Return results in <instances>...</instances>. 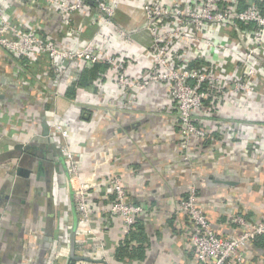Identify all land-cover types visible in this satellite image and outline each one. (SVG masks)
Wrapping results in <instances>:
<instances>
[{"label": "crops", "instance_id": "0c3cea01", "mask_svg": "<svg viewBox=\"0 0 264 264\" xmlns=\"http://www.w3.org/2000/svg\"><path fill=\"white\" fill-rule=\"evenodd\" d=\"M244 3L223 0V6L239 9ZM0 10L65 47L95 41L110 55L130 60L134 76L151 66L154 34L140 0H123L115 11L114 22L131 32L129 39L112 27L103 33L99 15L87 10L67 16L30 0H0ZM241 32L214 25L212 36L227 43ZM170 48L175 61L195 58L189 45L173 41ZM227 62L233 76L235 61ZM95 65L75 62L57 80L44 55L0 52V264H198L187 239L191 222L178 209L179 199L192 189L222 237L236 231L229 215L242 214L251 221L264 217V66L258 76L260 92L244 99V106L254 101L255 109L247 106L239 112L241 95L218 92L196 120L224 137L214 143L195 139L186 148L170 86L155 84L122 109L106 101L112 98L110 68ZM25 121L36 126L25 132ZM55 122L69 128L83 175L95 172L90 234L79 224L59 145L47 135ZM111 173L121 176L128 200L147 210L130 231L105 210L113 198L107 181ZM140 246L144 253L136 254ZM71 252L78 259L69 261ZM243 264H264V245L254 242Z\"/></svg>", "mask_w": 264, "mask_h": 264}, {"label": "built area", "instance_id": "2783aa9c", "mask_svg": "<svg viewBox=\"0 0 264 264\" xmlns=\"http://www.w3.org/2000/svg\"><path fill=\"white\" fill-rule=\"evenodd\" d=\"M30 1H43L67 16L81 10L90 11L96 16L99 15V25L103 33L112 27L127 39L131 36V32L121 29L114 22L115 11L123 0L112 3L106 0H92L95 12L87 3L88 0ZM258 1L263 0H245L244 8L239 9L237 6H223V0H140L147 17V26L154 34L153 46L148 53L151 66L140 76L132 75L130 60L110 55L95 41L65 47L43 38L37 31L24 25L18 17L19 21H13L6 11L1 10L0 52L29 58L44 55L48 57L52 73L57 80H61L70 65L75 62L81 65L104 63L113 74L112 98L107 97L106 101L108 105L118 104L122 109L129 108L139 98L138 94L155 84L170 86L171 98L178 113L180 134L185 142L184 147L190 148L195 139L214 143L224 137L223 133L213 132L196 120V116L205 112L208 98H214L218 92L222 95L237 94L243 98V101L237 104V108L241 110L239 112H246L247 106L252 109L256 107L254 101L247 102L244 106V99L257 93L260 84L258 76L263 73L264 10L259 8ZM170 20L176 22H172L173 26L165 31L164 27ZM242 23L247 27H242ZM214 25L227 26L231 30L242 32L238 35L239 39L229 38L227 44L224 38L212 36ZM172 40L183 44L184 47L189 45L195 58L182 63L175 61V55L170 48ZM228 58L235 61L233 65L234 68L237 67L238 74L230 75ZM196 61L199 67L189 66ZM229 76L231 78H228ZM132 91L138 93L131 94ZM23 124L25 132H30L34 125L30 121ZM47 135L59 145L67 165L68 187L73 193L79 224L87 228L86 233L90 234L92 230L88 227L96 211L91 200L95 172L91 176L83 175L81 153L72 146L66 124L53 123ZM107 181L113 198L105 210L110 216L120 218L124 228L130 231L138 220L146 215L147 210L144 206L128 200L124 182L119 174L111 173ZM178 209L191 222L187 239L198 264H229L231 261L243 264L247 249L257 237L264 236V217L251 221L242 214H233L229 215V222L235 226V233L231 237H220L198 203L195 189L179 199ZM60 251L61 248L57 252L58 257L62 252ZM75 264L89 263L86 260H78Z\"/></svg>", "mask_w": 264, "mask_h": 264}, {"label": "trees", "instance_id": "16d2710c", "mask_svg": "<svg viewBox=\"0 0 264 264\" xmlns=\"http://www.w3.org/2000/svg\"><path fill=\"white\" fill-rule=\"evenodd\" d=\"M258 6H259V8H261V9H263L264 10V0L263 1H258ZM242 8H244L243 6H242ZM242 25V27H244V28H246L247 26L244 24V23H242L241 24ZM104 63H98V64H96L94 67H103L104 65L106 66V64H104ZM190 67H199L200 65H199V63L196 61V62H192L190 65H189ZM254 242H258V244H260V245H264V236H259V237H257L256 238V240L254 241ZM123 247V246H122ZM138 253H144V251H143V248L140 246V247H138L137 249H136V254H138Z\"/></svg>", "mask_w": 264, "mask_h": 264}, {"label": "water", "instance_id": "95a60500", "mask_svg": "<svg viewBox=\"0 0 264 264\" xmlns=\"http://www.w3.org/2000/svg\"><path fill=\"white\" fill-rule=\"evenodd\" d=\"M90 2L93 3L92 0H91ZM18 146H19V148H20V147L22 146V144H19ZM22 147L25 148V147H29V146H28V145H25V146H22ZM19 167H20V166H19ZM19 167H18V169H20ZM40 170H42V164H41V166H40ZM19 172L22 173V172H24V170L20 169ZM75 259H78V258H77V257L71 252V254H70V258H69V261H70V260H75Z\"/></svg>", "mask_w": 264, "mask_h": 264}, {"label": "rangeland", "instance_id": "374dc122", "mask_svg": "<svg viewBox=\"0 0 264 264\" xmlns=\"http://www.w3.org/2000/svg\"><path fill=\"white\" fill-rule=\"evenodd\" d=\"M20 93H22V92L20 91ZM220 237H222V236H220ZM222 238H227V237H222Z\"/></svg>", "mask_w": 264, "mask_h": 264}]
</instances>
